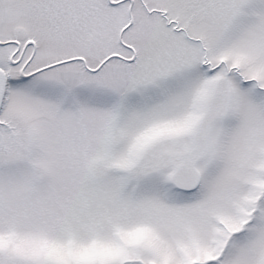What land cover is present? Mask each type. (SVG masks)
<instances>
[{
    "label": "snow or ice",
    "instance_id": "1",
    "mask_svg": "<svg viewBox=\"0 0 264 264\" xmlns=\"http://www.w3.org/2000/svg\"><path fill=\"white\" fill-rule=\"evenodd\" d=\"M0 264H264V0H0Z\"/></svg>",
    "mask_w": 264,
    "mask_h": 264
}]
</instances>
